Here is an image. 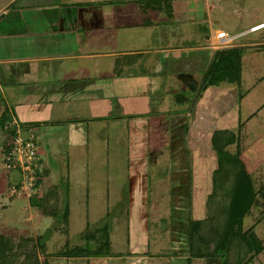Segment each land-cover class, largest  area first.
<instances>
[{"label": "crops", "instance_id": "1", "mask_svg": "<svg viewBox=\"0 0 264 264\" xmlns=\"http://www.w3.org/2000/svg\"><path fill=\"white\" fill-rule=\"evenodd\" d=\"M108 1L5 0L0 3V116L6 110L11 115L9 124L16 120L23 127L34 120L52 123L55 127L67 121L74 128L68 138L75 147L89 146L91 137L84 135L83 127L86 131L87 127H108L111 124V127L128 128L163 127V120H166L169 111L164 94L175 85L179 91L173 92L171 101L179 103L176 105L179 108L171 113L173 117L168 124L173 127L172 143L179 139L184 148L191 138L207 139L210 146L214 131L228 129L237 131L241 156L246 165L248 158L243 141L252 142L254 148L264 151V18L243 24L245 26L229 35L226 29L209 19V11L219 0H195L191 3L189 0H125V5L117 7L109 5ZM204 10L208 12L203 17L207 20V27L213 30L205 39L211 38L212 44L189 47L197 50L210 48L212 55L217 49L237 47L239 72L235 82L208 86L198 94L204 73L197 76L187 59L184 62L167 59L168 53L181 48L168 45L167 40L154 42L156 46H153L150 39L146 37L142 40L139 35L142 28L153 34L155 27L165 29L170 35H175L176 30L180 34L181 25H185L191 16L194 18L197 11L202 13ZM240 10L242 7L234 9L232 14L238 16ZM169 21H176L180 27L170 30ZM218 31H225L234 39L229 45L215 46L213 43ZM257 31L258 35L252 40L235 41ZM133 34L135 37H130ZM160 54H163V59ZM206 55L203 54L202 61ZM211 59L209 57L207 62ZM179 63L185 66L177 69ZM182 72L192 74L197 82L195 90H190L181 82L179 75ZM168 81L169 84H166ZM182 91H191L193 95H183ZM185 127H188L186 133ZM244 131L246 138L240 136V132ZM173 149L176 154L171 171L174 187L180 180H186L189 160L179 154L177 145ZM38 152L43 153L40 147ZM254 154L251 156L256 159L259 153ZM81 160L84 165L85 158ZM37 177L42 180L40 187L45 197V210L47 213H58V187L47 176ZM130 184L132 191L140 187L133 179ZM6 188L11 189L8 184ZM141 194L144 195L142 189ZM87 196L83 194L86 198L80 196V200L76 201L68 199L61 210L71 213L72 206L80 205V201L88 202ZM174 201L175 198L170 205V241L177 240L180 246L179 240H183L180 235L184 236L186 231V216L181 214L183 205ZM141 205L144 208V199ZM28 206L30 210H36L34 218L49 215L39 208ZM23 209L27 210L26 206ZM175 218L184 220V228L183 221L177 222ZM25 220H29L28 217ZM128 229L125 242H131L133 238L132 224ZM60 231L53 235H63ZM48 234L45 233V239L50 238L51 234ZM65 237L67 241L69 238ZM108 237L112 255L66 256L58 255V252L55 255L58 259L94 260L95 264L113 256L121 258L123 253H114L112 249L110 233ZM131 254L124 256L130 257Z\"/></svg>", "mask_w": 264, "mask_h": 264}, {"label": "rangeland", "instance_id": "2", "mask_svg": "<svg viewBox=\"0 0 264 264\" xmlns=\"http://www.w3.org/2000/svg\"><path fill=\"white\" fill-rule=\"evenodd\" d=\"M4 1L0 0V3ZM124 1L110 0L108 2L109 5L114 4L117 7L125 5ZM189 1L191 3L195 0ZM126 5L130 6L127 3ZM238 7H242V10L238 16H235L233 10ZM205 13V10L202 13L197 11L196 14L194 13L195 17L191 16L190 20L181 27L177 26L176 21H169L170 30H176V27L182 29L180 34L177 30L175 31L176 36L170 35V32H166L165 29L155 27L156 31H152L153 34L150 30L142 28L139 38L143 40L147 37L153 46H156L154 42L159 43L162 40H167L170 43L168 45L181 48L174 49V53H168L167 59L171 61L175 59L178 62H184L187 59L198 76L207 70L209 64L207 60L209 61V57L213 58L214 56L210 48H206V50L190 48L196 45L208 46L212 44L211 38L205 39L206 35L213 33V30L207 27V20L203 18L206 17ZM261 18H264V0H219L209 11V19H213L217 26L226 29L229 35L245 26L243 24L247 25L254 22L253 20ZM166 33H168L167 36ZM258 33L259 31L245 34L235 41L252 40ZM130 37L134 38L135 35H130ZM149 42L147 40L146 44L149 45ZM157 46H161V44ZM204 53L207 55L202 61ZM229 56L232 67L229 62H225V68L229 72H233L235 68L233 63L236 59L233 58L234 54ZM219 57L218 54L217 59ZM160 58L163 59V54H160ZM199 65L201 67H198ZM184 66L183 63H179L176 68L180 69ZM166 84H169V81ZM164 87L166 88V86ZM174 91L178 92L179 89L172 85L169 92L164 94L165 104L169 111L166 120H163L165 122L163 127L128 128L111 127V124L108 127H87V131L83 127L84 135L93 138V140L91 138L88 140L89 146L75 147L72 140L68 138L74 128L70 127V123L67 121L56 124V127L55 124H44L38 120L28 122L26 127H31L36 143L43 151L38 154L39 171L41 175L47 176L58 187V210L60 211L55 217L39 215L34 218L37 213L35 209L34 211L30 210L26 191L18 193L13 190L15 183L21 178V174L18 169L7 170L4 166L6 154L3 145L13 130L9 124L11 115L6 112L3 118H0V121L5 122L6 120L7 122L4 124L6 130L4 127H0V234L9 236L14 241L13 247L6 250V255L10 256L11 253H15L20 257L29 247V239L32 238V241L35 242L37 235H42V240L45 241V253L36 249L38 263H43V260L46 259L48 264H95L94 260L84 261L82 258L58 259L55 253L75 244L82 245L86 232L91 234L96 226L99 228L104 226L110 233L114 253L122 252L123 256L105 259L104 262H101L102 264H208V262L209 264H218L213 261L214 258H193L186 254L185 235H180V239H183L179 240L180 246L177 240L170 241L171 201L175 198L176 204L183 205L181 214L184 217L187 216V208L189 215L193 218L206 216L208 196L212 191L211 175L216 167V155L210 149L211 145L209 146L207 139L193 140L191 138L188 143L184 144V148H182L183 145L179 139L172 143L173 127L168 124L173 117L171 113L177 107L179 108V106L176 107L179 103L175 104L171 101ZM181 93L186 96L193 95L191 91H182ZM14 110L17 112L16 107ZM187 129L188 127L184 128V133ZM179 130L180 127H178V133ZM240 136L246 138L247 134L245 131L240 132ZM243 142L245 156L247 155L248 158L247 172L255 190H258L264 187V151L254 148L252 142ZM175 145L180 149L179 154L189 160L187 172L190 176L188 178L186 175L184 182L180 180L173 187L171 171L176 156L173 153ZM238 146L240 147L239 143ZM226 149L233 152L234 146H229ZM253 153H259L256 159L252 158L251 154L253 155ZM83 158H85L84 165L81 164ZM68 169L71 171L69 172ZM32 172L38 176L35 168ZM132 179L140 184L139 189L136 190L137 187H135L136 191H132L130 184ZM189 179L190 188H187ZM5 184L11 185L12 189H7ZM140 189L144 195H140ZM83 194H88L87 203L80 201V205L72 206V208L70 205L71 213L62 211L67 205L68 199L76 201V199L80 200V196L85 199ZM143 199L144 208L141 205ZM24 206L27 210L23 209ZM70 214L74 217L72 218ZM27 217L29 220H25ZM87 220L88 222H86ZM175 220L179 222L182 219L175 218ZM182 221L184 228L185 222ZM84 222L87 225L86 228ZM131 224L133 238L131 235V242H125V238L128 236V227H131ZM243 224L244 227L255 224V233L264 243V201L263 204L252 209L251 213L244 218ZM60 229L63 235L54 236L53 234L59 233ZM44 233L51 234L50 238L45 239ZM64 235H67V239L69 238L67 241H65ZM171 243L175 247H171ZM22 247H25L24 250L21 249ZM126 253L134 254L125 257ZM15 254H11V256ZM0 264L2 263L0 262ZM250 264H264V249Z\"/></svg>", "mask_w": 264, "mask_h": 264}, {"label": "trees", "instance_id": "3", "mask_svg": "<svg viewBox=\"0 0 264 264\" xmlns=\"http://www.w3.org/2000/svg\"><path fill=\"white\" fill-rule=\"evenodd\" d=\"M218 54L220 57L217 59ZM233 54L235 55L233 58L236 59L233 63L235 68L233 72H229L225 68V62H229L232 67L229 55ZM239 55L237 47L215 50L200 81L198 94L208 86H217L222 82L238 80ZM6 112V110L3 111L1 119ZM6 123V120L5 122L0 121V127L3 128ZM4 130H6L5 127ZM12 133L13 130L10 134ZM238 142L237 131L228 129H218L213 132L210 138L211 148L216 155V167L211 175L212 191L208 196L207 215L203 218H193L189 215L187 208L184 241L185 252L190 257L214 258L213 261L218 264H250L264 249L262 239L255 233V224L249 227H244L243 224L244 218L251 213L252 209L263 204L264 187L255 190L247 172L248 167L241 156L242 151ZM5 144L6 154L8 146L6 142ZM229 146H234L233 152L226 149ZM38 167L35 170L36 174L40 176ZM187 176L189 178V172ZM19 181L15 183V187H19ZM41 181L39 177L35 179V190L29 196V204L47 213L45 197L40 187ZM189 182L190 179L187 188H190ZM8 187L11 188V185ZM64 212L67 213V211ZM47 214L55 216L58 213L50 211ZM84 238L85 241L82 245H73L62 249V251H58V255L107 256L113 254L106 227H95L91 234L86 232ZM13 244L14 241L11 237L0 234V262L2 264H48L46 259L43 260V263H38L36 258L37 248L45 253V241L42 240V235H37L35 242L32 241V238L29 239V247L20 257L15 253H11L15 254L12 256L11 254L10 256L6 255V250L12 248ZM23 248L25 247L21 249Z\"/></svg>", "mask_w": 264, "mask_h": 264}, {"label": "built area", "instance_id": "4", "mask_svg": "<svg viewBox=\"0 0 264 264\" xmlns=\"http://www.w3.org/2000/svg\"><path fill=\"white\" fill-rule=\"evenodd\" d=\"M234 37L225 31L215 33L216 45H229ZM13 133L7 138V152L4 166L7 170L18 169L21 178L19 187H13L16 192L26 191L28 197L34 192V181L37 178L33 169L38 167V145L31 127H23L16 120L12 121ZM12 189V188H11Z\"/></svg>", "mask_w": 264, "mask_h": 264}, {"label": "water", "instance_id": "5", "mask_svg": "<svg viewBox=\"0 0 264 264\" xmlns=\"http://www.w3.org/2000/svg\"><path fill=\"white\" fill-rule=\"evenodd\" d=\"M179 79L181 80V82L183 84H185L190 90H195L196 86H197V82L195 81V79L193 78L192 74L190 73H186V72H182L179 75Z\"/></svg>", "mask_w": 264, "mask_h": 264}]
</instances>
